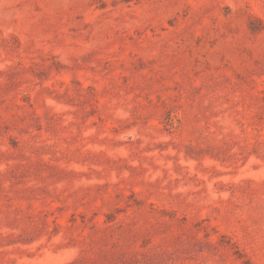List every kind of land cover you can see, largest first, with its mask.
Here are the masks:
<instances>
[{
  "label": "rangeland",
  "instance_id": "obj_1",
  "mask_svg": "<svg viewBox=\"0 0 264 264\" xmlns=\"http://www.w3.org/2000/svg\"><path fill=\"white\" fill-rule=\"evenodd\" d=\"M0 264H264V0H0Z\"/></svg>",
  "mask_w": 264,
  "mask_h": 264
}]
</instances>
